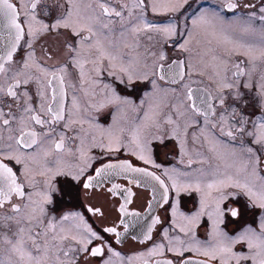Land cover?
I'll use <instances>...</instances> for the list:
<instances>
[{"label":"snow or ice","instance_id":"1","mask_svg":"<svg viewBox=\"0 0 264 264\" xmlns=\"http://www.w3.org/2000/svg\"><path fill=\"white\" fill-rule=\"evenodd\" d=\"M94 2L98 4L101 9L100 12L92 7L91 2L85 5L84 0H63V2L57 0L56 7L63 8L64 12L59 16H54L53 22L49 24L37 18L35 10L41 0H31L30 7H18L10 0H0V41L3 42L0 44V75L7 73L8 69L5 65L13 62L14 54L20 47V42L25 35L34 39L38 34L46 32L50 28L53 30L63 28L79 38V47L69 44L68 49L74 54L72 63L79 68L82 83L87 75L84 70L86 63L93 65L90 71L96 77L107 71L109 75L114 76L122 84L125 82V78L129 84L137 80L147 79L149 75L147 71L142 74L137 71L139 61L125 59V55L121 53V48H135L139 35L153 29L161 33L166 39L174 36L176 34L174 24L170 23L163 27L149 25L144 21L143 13L149 3L152 12L156 14L178 12L187 3V0H149V3H146V0H135L132 8L128 10V15L132 17L133 11L139 9L141 16L137 17L135 22L129 20L128 25L124 26L123 31H121L119 40L113 39L112 30L109 28V25L114 21L109 19L105 23L103 18L115 16L119 18L123 25L124 12L108 7L101 0H94ZM236 7L235 3H229L228 5L229 9H235ZM245 7L256 8L257 6L248 4ZM121 8L126 9L128 5L122 4ZM22 11L24 12L23 20L20 18ZM258 13L259 15H257V12L251 13L249 22L239 26V36L233 35L237 30L236 28L231 24L217 22L214 14L202 13L192 21L193 29L199 30L208 44L215 42L220 50L219 56H213V60L218 61L214 73L217 78L215 81L218 84L217 91L235 88V96L239 98L241 96L239 91L240 78L248 77L249 82L244 83L243 87L251 88L252 76L260 68L262 71L259 76V89L261 99L264 100V25L257 28L252 23L257 19L264 22V0H260ZM25 25L27 26V32H25ZM104 29H108V31L105 32ZM125 33H128L131 37V42L125 37ZM188 35L191 39L192 33L190 32ZM148 38L151 39L152 37L149 36ZM25 43L28 48L32 47L31 40L25 41ZM188 44L189 40H186L179 46L187 52L190 51ZM233 56L243 57V59L233 61ZM158 59L160 61L165 60L164 53H160ZM105 60L107 61L106 65L104 64ZM173 65L168 68L169 78L173 81L178 78L183 79L185 75L182 71L183 62L173 61ZM144 67H148L147 63L144 64ZM30 69H35V72ZM230 69L232 70L231 82L228 76ZM157 71L161 73L159 77L161 80L166 78L163 74V65L154 63L151 74L155 75ZM66 74L67 69L64 66L50 72L37 63L34 59V53L30 52L28 59L23 62V68L17 69L12 75L11 79L14 83L9 84L6 90L3 85H0V98L7 96L17 104L23 98L22 110L28 114L26 118L20 121L22 126L19 129V135L8 137L7 150H2V147H0V209L8 204L12 213L11 215L7 213L0 215V241H2L0 264H77L82 255L85 259L88 256H102L105 248L112 256L117 257L121 264H133L134 260L144 256L160 257V259L155 260V264H211L212 261H217L218 264H231V261H235L236 264H240L242 260L251 261V264H264V218L260 220L258 228L245 227L235 236H230L220 227L224 222L226 213H230L233 218L239 215L236 208H228L225 205L228 198L235 195L227 189L240 190L248 196L254 206L264 209V176L259 175L257 169L260 164V157L255 154L251 147L242 149L243 152L247 153V159L237 167L234 175L226 172L222 178L206 185L209 190L207 196L212 200L211 205L207 203L205 197H202L200 210L191 215H185L179 212V202L177 201V206L172 209L174 217L172 230H178V234L171 236L167 228L163 229V240L161 242H154V246L148 249L146 253L142 252L139 256L129 257L126 262L119 252L114 251L104 242V237L101 234L94 231L87 224L84 216L80 213L64 215L59 224L56 223L55 217L45 220L47 216L45 205L53 202L51 193L55 191L51 180L56 176L63 175L71 177L72 181L81 182L84 173L88 168H91L92 161L96 159V157L89 155L92 148H98L101 153L108 154L120 152L122 148H128L138 160H142L145 164H152L153 167H160L151 160L147 140V130L153 127L159 128L154 111L152 115L145 113L144 123L131 133V139L128 143H125V129L123 127L101 128L98 124H92L93 127L98 129V135H92L91 141L87 145L84 139L80 140V147L77 149L79 164L65 165L58 155L53 157V149L46 145L51 140L50 132L55 131L54 125L66 120L64 127L70 130L72 124L83 123V121L73 119L74 113L72 111H69L67 119L64 115V78ZM33 81L38 86L37 95L41 101L39 112L36 114H33L35 110L30 103L32 97L29 95V91H23L22 96L17 91L21 88V85L27 86ZM89 82L94 84L95 80L89 77ZM152 84L155 88L156 81L153 80ZM184 87L186 89L184 95L188 103L181 100L178 104V109L183 108L181 115H187L190 110L191 113L204 115L207 121L208 115L214 112L208 97L205 96L201 100V97L196 95L194 100L195 93L192 89L187 85ZM49 88L52 89L51 102H48L49 98L47 96V89ZM104 89L107 90V93L96 106L97 110L103 109L107 105H116L118 111L121 110L122 106L134 108L132 101L121 97L111 85L105 84ZM175 91L173 89V92ZM219 99L220 104L223 105L225 97L221 96ZM196 100H201L205 107L197 108ZM0 102L3 101L0 100ZM53 103L56 105L55 108L52 106ZM72 106L77 112L79 111V105L75 99L72 101ZM7 107L10 118H5L6 114L3 108L0 107V121L4 126H10L11 121L15 119V116L11 114L13 103H7ZM45 116L49 119H44ZM27 121L34 122L42 128L47 126L49 132L38 133L29 128ZM220 121L227 122L224 115L220 116ZM167 123H173L171 117L168 118ZM239 123L241 126L236 129V132L243 135L245 134L243 125L247 121L241 118ZM212 127L215 128L216 124H212ZM255 128V132L249 131L246 134L253 137L254 143L264 146V120L256 124ZM221 133H224L223 128H221ZM226 135L234 138V133L231 130ZM2 139L3 137H0V140ZM160 139L163 142V137ZM205 139H208V137H205ZM52 143L57 153L63 150L64 133H60L58 142L52 141ZM209 145L208 150L215 153L220 159L237 157L235 151H222L220 142L215 139L209 140ZM33 146H35L33 152L23 151V149L33 148ZM72 154L75 155V153ZM49 157H52V159L50 160ZM16 165L21 167L16 168ZM122 172L138 173L159 181L161 186L164 187L162 198L167 203L168 187L164 185L160 177L146 171L144 168L134 167L127 160L118 163H106L102 167L96 168L95 176L84 177L82 186L85 189L91 188L94 181L99 182L102 178L118 175ZM36 175L45 177L43 181L44 190L29 191L28 189H36ZM21 176L23 181L20 179ZM169 179L172 181V188L177 195L182 190L194 189L197 192L201 191L199 182L195 184L181 183L178 177L173 175H169ZM119 187V185H113V188L109 191H114ZM212 190H215L218 195L212 197ZM128 193L129 200L127 202H130L132 194L130 190H128ZM65 195H72L71 188ZM13 197L17 198L20 203H13ZM222 205L225 206L222 207ZM120 211L124 215H139V213H128L126 205H122ZM88 212L102 215L99 208L93 209L90 207ZM204 215L212 220V231L207 242H202L196 238V229L200 227L201 217ZM69 220L77 223L65 226L64 222ZM159 223V217L152 220V226ZM152 226L144 233L145 240L152 239ZM127 227L128 225H125L126 231ZM103 231L115 234L117 242H119L120 233L117 232L115 227H107ZM93 241H101L102 245L89 247L93 245ZM241 243L247 245V254L233 250L235 245ZM166 253L171 255L166 256ZM186 253H192L205 259H191L186 256ZM104 264H112V261L105 260ZM144 264H150V261L145 260Z\"/></svg>","mask_w":264,"mask_h":264},{"label":"flooded vegetation","instance_id":"2","mask_svg":"<svg viewBox=\"0 0 264 264\" xmlns=\"http://www.w3.org/2000/svg\"><path fill=\"white\" fill-rule=\"evenodd\" d=\"M11 3L19 6H31V0H10ZM63 2V0H60ZM91 2L92 7L100 12L101 9L94 0H84V4ZM110 8H115L118 11L124 12L123 25L119 18L115 16L104 17L105 23L109 19L114 23L109 25L112 30L114 40L120 39V33L124 26L128 25L129 20L135 22L136 18L141 16L139 9L133 11L132 17H129L128 10L132 8L135 0H101ZM57 0H41L37 5V18L45 23L51 24L54 16H59L64 12L63 8L56 7ZM149 3V0H146ZM229 3H235V9H229ZM127 4L128 8L122 9L121 5ZM248 4H255L256 8L245 7ZM260 6V0H187V3L178 12H168L162 14L153 13L151 6L145 9L143 13L144 21L149 25L166 26L174 24L176 27V34L171 38H165L161 33L154 29L142 32L137 40L135 48H121V53L125 55V59H134L139 61L137 71L141 74L144 71L149 73L147 79L137 80L129 84L125 78L122 84L114 76L109 75L107 71L102 72L99 77H96L90 70L92 64L86 63L84 70L87 73L85 81L82 83L80 78V70L72 63L73 53L68 49L69 44L79 47V38L71 34L69 30L49 29L46 32L38 34L34 39L25 35L20 42V47L14 54L13 62L6 64L7 73L0 75V85H3L5 90L9 84L14 83L11 79L12 75L17 69L23 68V62L28 59V54L34 53V59L42 67L47 68L50 72L64 66L67 69V74L64 78V115L67 119L69 111L74 113L73 119L83 121V123H75L70 126V130L65 128V121H60L55 127L54 132H50L51 140L46 145L53 149V157L59 156L65 165L79 164L77 149L80 147V140L84 139L87 145L92 138V135H98V129L92 124H98L101 128H120L125 129L124 138L125 143L131 139V133L140 125L144 123L145 113L149 115L156 113V120L159 128H149L147 130L148 147L150 149L151 160L160 167H153L152 164H145L142 160H138L131 154L128 148H122L120 152L112 154L101 153L98 148H92L89 155L96 157L92 161L91 168H88L84 173V177L95 176V169L101 167L106 163H118L127 160L134 167L144 168L148 172H152L155 176H159L164 185L168 187V201L163 200L164 187L159 181L151 177L142 176L138 173L122 172L118 175H110L99 180L94 181L93 187L85 189L82 186L84 177L81 182L72 181L71 177L56 176L51 180V184L55 191L52 192L53 202L45 205L47 216L45 220L55 217V221L59 224L64 215L71 213H80L84 216L87 224L104 237V242L107 243L114 251L119 252L126 262L129 257L139 256L140 253H146L148 249L163 240L162 231L167 228L169 235L174 236L178 234L177 231L172 230V215L173 207L177 206L180 213L191 215L200 210V202L202 197L206 198L209 205L212 200L207 196L209 190L206 185L213 181L220 179L227 172L228 174H235L237 167L247 159V153L242 149L248 147L253 148L255 154L260 157V164L258 165V172L260 176H264V146L253 142V137L246 133L249 131L255 132V125L261 120H264V100L261 99L259 89V76L262 69L258 68L253 74L250 81L252 87L244 88L243 84L248 81V77L240 78L239 91L241 96H235L236 89H223L217 91L218 84L215 82L216 77L215 65L218 61L213 60V56H219L220 50L215 45V42L208 44L204 36L200 34L199 30L193 29L192 21L199 17L202 13L215 15L217 22L224 24H231L237 30L233 33L234 36H239V26L245 25L249 22L251 13L257 12ZM66 7V5H65ZM21 20L24 19V12H21ZM254 27L264 25V22L255 20L252 22ZM105 32L108 29H104ZM25 32L27 26L25 25ZM192 33V38H189V33ZM84 35V34H82ZM152 38L149 39L148 37ZM125 37L131 42V37L125 33ZM211 39V37H209ZM31 40L32 47L28 48L25 41ZM189 40L188 48L190 51L185 52L180 48V44ZM164 53L166 59L160 61L159 54ZM155 54V55H154ZM87 55V53H85ZM94 58V57H92ZM243 59V57L233 56L232 60ZM173 61L183 62L182 71L185 73L183 79L171 80L168 76V68L173 65ZM148 67L145 68L144 64ZM163 65L166 78L161 80L159 77L161 73L156 72L152 75V66ZM107 64V61H104ZM174 66V65H173ZM35 72V69H30ZM231 69L228 76L231 82ZM189 72L191 73L189 75ZM38 74V73H37ZM89 77L95 80V83L89 82ZM156 81V87H153L152 81ZM56 82L54 81V84ZM109 84L116 92L124 98L132 101L133 107L122 106L118 111L116 105H107L103 109L97 110V105L103 100L107 90L104 85ZM185 85L190 87L196 95L201 97V100L207 96L209 103L212 105L214 112L209 114L207 121L204 115L191 113L190 110L187 115H181L183 108L178 109L180 101L188 103L184 93L186 92ZM173 89L176 91L173 92ZM28 90L32 97L30 103L35 110L33 114L39 112L40 103L37 95L38 86L33 81L27 86L21 85L17 91L21 94ZM48 102H51L52 89H47ZM225 97V103L220 104V97ZM75 99L79 105V111L73 109L72 101ZM0 107L3 108L6 117L9 109L7 103H13L11 114L15 119L11 121L10 126H4L0 121V147L2 150H7L6 146L9 143L8 137L10 135L18 136L21 119L27 117V113L22 110L23 98L19 104L13 102L11 98L3 96L0 98ZM201 100H196L197 108H204L205 105ZM56 107L55 103L52 104ZM235 109V111H233ZM224 115L225 122L220 121V116ZM171 117L173 123H167L168 118ZM44 119H49L45 116ZM241 118L247 121L244 126L245 134L241 135L236 132V129L241 126L239 123ZM91 122V123H90ZM29 128L34 129L38 133L49 132L47 126L41 127L34 122L27 121ZM212 124H216L213 128ZM221 128L224 133H221ZM27 130V129H26ZM233 131L234 138L226 135L228 131ZM60 133L65 135L64 148L59 153L54 150L52 141L58 142ZM163 137V142H161ZM208 137V139H205ZM47 139V138H45ZM215 139L220 142L221 150L225 152L235 151L237 157H228L220 159L215 153L210 152L209 140ZM33 148L23 149L27 153L33 152ZM72 153H75L73 155ZM51 160L52 157H49ZM231 165V167H229ZM16 165V168H20ZM75 170V168H73ZM167 173V174H166ZM169 175L177 176L181 183H200L201 191L197 192L194 189L188 191H181L177 195L172 188V181ZM23 181V177H20ZM37 181L36 189H28L29 191L44 190L43 181L45 177L36 175ZM113 185H119L118 189L109 191ZM72 190V195H65L66 192ZM131 192L130 202L129 193ZM227 191L235 193L230 196L225 202L228 208H236L239 212L237 217H231L230 213L225 214L224 222L220 227L226 231L230 236L238 235L245 227L252 226L258 228L259 222L264 218V209H260L253 205L252 201L243 192L238 189H227ZM218 193L212 190L211 196L215 197ZM13 203H20V201L13 197ZM126 205L128 213H139L138 216L124 215L120 208ZM151 205V207H149ZM225 205H222L225 206ZM99 208L102 215L88 212V208ZM12 213L9 210V205L5 204L3 209H0V215ZM159 217L160 223L152 226V220ZM123 221V223H121ZM74 221H65V226H71ZM125 225H128L127 231ZM152 226L151 240L144 239V233ZM115 227L120 233L119 242H117L116 235L113 233H105L104 228ZM212 231V220H209L207 215L201 217L200 227L196 229V238L202 242H207L210 239ZM181 236L183 234H180ZM102 245L101 241H93V245L89 247ZM2 246V241H0ZM234 251L247 254L248 249L246 244L235 245ZM166 253V256H170ZM191 259L203 260L204 257L196 256L192 253H186ZM160 257H141L133 261V264H144L145 260H149L150 264H155V260ZM105 260H111L112 264H121V261L104 250L102 256L91 257L87 259L82 255L77 261V264H104ZM211 264H218L217 261H212ZM231 264H236L231 261ZM240 264H251V261L242 260Z\"/></svg>","mask_w":264,"mask_h":264},{"label":"water","instance_id":"3","mask_svg":"<svg viewBox=\"0 0 264 264\" xmlns=\"http://www.w3.org/2000/svg\"><path fill=\"white\" fill-rule=\"evenodd\" d=\"M3 42L2 41H0V44H2ZM103 165H101V167H102Z\"/></svg>","mask_w":264,"mask_h":264}]
</instances>
